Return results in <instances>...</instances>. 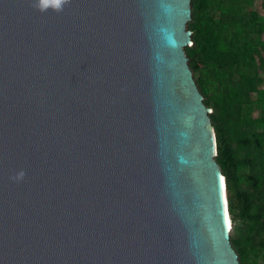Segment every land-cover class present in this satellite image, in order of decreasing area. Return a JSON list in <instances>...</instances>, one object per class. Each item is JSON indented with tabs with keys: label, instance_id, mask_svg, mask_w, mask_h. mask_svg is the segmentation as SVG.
<instances>
[{
	"label": "water",
	"instance_id": "water-1",
	"mask_svg": "<svg viewBox=\"0 0 264 264\" xmlns=\"http://www.w3.org/2000/svg\"><path fill=\"white\" fill-rule=\"evenodd\" d=\"M190 3L0 0V264H241Z\"/></svg>",
	"mask_w": 264,
	"mask_h": 264
},
{
	"label": "trees",
	"instance_id": "trees-1",
	"mask_svg": "<svg viewBox=\"0 0 264 264\" xmlns=\"http://www.w3.org/2000/svg\"><path fill=\"white\" fill-rule=\"evenodd\" d=\"M213 4L209 13L208 0H191L186 27L192 41L184 50L203 102L211 108L230 241L241 264H255L264 259V75L258 71L264 72V44L242 29L244 23L255 27V12L245 15L237 0ZM261 6L264 11V0ZM229 22L234 24L227 29L224 24ZM256 29L259 35L260 27ZM220 41L230 43V49L219 51Z\"/></svg>",
	"mask_w": 264,
	"mask_h": 264
},
{
	"label": "rangeland",
	"instance_id": "rangeland-1",
	"mask_svg": "<svg viewBox=\"0 0 264 264\" xmlns=\"http://www.w3.org/2000/svg\"><path fill=\"white\" fill-rule=\"evenodd\" d=\"M237 3L238 4H241L242 8H243V12L245 13V15H248L250 12H255L256 13V17L255 20H256V25L255 27H251L247 24H242V29L246 32H250V33H253L257 39L261 42H263L264 44V11L262 9V6H261V3H262V0H237ZM213 0H208V12L211 13L212 12V7H213ZM211 9V11H209ZM234 22H229V23H225L224 26L225 28L227 29H230L232 28ZM257 28L260 27V34L258 35V31H257ZM218 50L219 51H225V50H228L230 49V43H228L227 41H220V43L218 44ZM262 55L264 56V48H262ZM259 73L264 75V72L261 70V69H258ZM252 98H256V95L255 93L252 94ZM254 116L258 115V110L255 109L254 110ZM264 130V128H263ZM242 176H247L248 174L246 172H242L241 173ZM255 264H264V259L260 262H257Z\"/></svg>",
	"mask_w": 264,
	"mask_h": 264
},
{
	"label": "bare ground",
	"instance_id": "bare-ground-1",
	"mask_svg": "<svg viewBox=\"0 0 264 264\" xmlns=\"http://www.w3.org/2000/svg\"><path fill=\"white\" fill-rule=\"evenodd\" d=\"M228 222H229V226L231 227V225H230V219L228 220Z\"/></svg>",
	"mask_w": 264,
	"mask_h": 264
}]
</instances>
